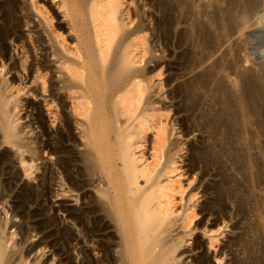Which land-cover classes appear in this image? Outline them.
Listing matches in <instances>:
<instances>
[{"label": "bare ground", "instance_id": "1", "mask_svg": "<svg viewBox=\"0 0 264 264\" xmlns=\"http://www.w3.org/2000/svg\"><path fill=\"white\" fill-rule=\"evenodd\" d=\"M48 2L62 19L56 25L45 10ZM238 2L242 0H27L20 6L18 0H0V146L8 148L0 152V264H41L45 249L59 241H77L79 264H210L208 250L215 264H222L224 255L232 253L225 251L227 245L217 251L228 222L223 216L221 223H203L207 212L215 216L216 211L203 205L198 219L197 193L185 195L194 177L181 185L184 175L202 162L203 177L212 169L221 177L218 184L206 186L202 197L213 189L212 200L222 207L223 186L237 173L242 193L255 200L264 220V64L253 72L233 52L232 62L210 63L216 46L221 49L232 35L250 29ZM254 7L259 11L262 6ZM151 38L160 41V55ZM260 41L257 50L263 54L264 36ZM171 45L189 49L172 57L184 76L202 70L207 61L210 66L190 82H176L167 94L163 68L175 67L162 60ZM244 63L250 65L247 59ZM168 76V83L182 78ZM22 96L42 101L48 128L40 108L32 119L37 133L28 123L21 125ZM168 99L174 108L167 107ZM196 133L205 134L208 143L200 149L191 145L181 170V138ZM222 159L232 171L228 176L221 173ZM18 167L36 186L20 184ZM73 193L81 201L78 210L64 204ZM58 197L61 204L49 208L53 216L45 215V203ZM55 207L78 225L79 238L67 224L58 225ZM196 232L207 239V250L193 237ZM36 235L40 239L32 243ZM238 239L242 241H229ZM243 246L241 258L231 257L232 264L262 263L261 258L247 262ZM62 260L70 264L71 259Z\"/></svg>", "mask_w": 264, "mask_h": 264}, {"label": "rangeland", "instance_id": "2", "mask_svg": "<svg viewBox=\"0 0 264 264\" xmlns=\"http://www.w3.org/2000/svg\"><path fill=\"white\" fill-rule=\"evenodd\" d=\"M250 1H252V3L250 2V4H249V6L251 7L252 6V8L251 9H254L253 11L252 10H250L251 11V13H250V11L248 10V9H250L249 8V6L248 5H246L247 6V9H246V6H244L245 5V3L243 2V0H242V2L240 3V2H238L237 4H236V6H239L240 7V9H242V8H244V9H242L243 11H245V12H247L246 14H247V19H250L251 20V17L253 18V16L254 17H256V18H253V19H255L256 21V23H254V20L252 19L250 22H251V24L252 25H254V26H252L251 24H250V22L248 21L247 22V28H250V29H246L245 28V30H243V31H245V32H242L243 33V35H242V33H235L234 34V36L236 37H234L233 35L231 36L233 39H235V41L237 42H234V40L232 39V38H230L229 39V42L227 41V44H226V41L223 43V48H222V46H221V49H219L220 47H215V52H214V56L210 59V60H212V62L210 61V63H213L215 60L217 61V59L218 60H220V61H222L223 63H227V62H232V60H233V58L232 57H234V55L238 58L239 56V58H240V65L241 66H245L246 68L248 67V69L250 68V67H252V68H250L249 70H251V71H253V72H258V70H259V67L262 65V64H264V62H262L261 61V59L263 60L264 59V56H262V55H264V53L262 54V53H258L259 51L257 50V49H259L260 48V44L263 42V41H260L261 40V35L262 36H264V20H263V18H264V14H261L263 11H264V0H260L261 2H263V3H261V2H259V0H250ZM23 2H25V3H27V0H18V4L21 6V5H23ZM242 4V5H240V4ZM258 3V4H257ZM259 3H261L262 5H260ZM45 4V3H44ZM253 4V5H252ZM257 4V5H256ZM259 5V6H258ZM254 6H256V7H261V8H258V10L259 11H256L257 10V8H256V10H255V7ZM254 7V8H253ZM246 9V10H245ZM262 9V10H261ZM45 10H46V12H47V14H48V16H50V17H52L53 18V24L54 25H56V22L58 21H61L62 19H61V17H59L58 15H57V12L55 13V9H53V7H51V6H49V2H48V4H45ZM262 11V12H261ZM254 12V13H253ZM257 12V13H256ZM258 12H261V13H258ZM249 13V14H248ZM256 13V14H255ZM259 14V15H258ZM19 16H20V14H18ZM249 15V16H248ZM252 15V16H251ZM256 15V16H255ZM258 15V16H257ZM259 16H260V18H259ZM261 16H262V18H261ZM250 17V18H249ZM258 19H259V21H258ZM260 19H262V20H260ZM257 21L260 23V24H258L257 23ZM263 21V22H262ZM261 25V26H259V28H261V29H259L258 28V25ZM255 25H257V26H255ZM251 26H252V28H251ZM255 29H254V28ZM179 28H182V27H178V29L177 30H180ZM258 29V30H257ZM176 30V31H177ZM247 30V31H246ZM261 30V31H260ZM262 30H263V32H262ZM22 32H23V34H24V38L26 37V35H27V32H26V30H25V28L23 27L22 28ZM250 32V33H249ZM64 33H66L65 31H64ZM26 34V35H25ZM244 34H246V35H244ZM238 36H240V37H238ZM244 36H245V38L246 37H248V38H244ZM242 37V38H241ZM245 39L244 40V42L245 41H247V40H250L249 41V43H248V41H247V43L245 42V43H243V40H240V39ZM254 38V39H253ZM151 39H153V38H151ZM149 40V42L151 43V45H153V47H154V49L155 50H158V52H157V55H160L161 54V50H160V48H161V45H160V41H155L156 39L154 38L153 40ZM230 40H232L233 41V43L234 44H238V46H236L235 47V45L232 43V41L230 42ZM237 40H239V41H237ZM254 40V41H253ZM70 40L68 39V42H69ZM152 41V42H151ZM251 41H253L252 43H251ZM259 41H260V44H259ZM230 43H231V45H230ZM243 45L244 44V46L242 47H240V45L241 44ZM253 43H255V44H253ZM174 44V43H173ZM225 44V45H224ZM229 44V45H228ZM248 45V47L250 46V48H248L247 47V45ZM251 44V45H250ZM228 45V47H229V49L231 50V52H228V48L226 47ZM6 46H7V49H8V51H9V54H12L13 55V52H12V50H13V47H12V45L11 44H9V42L8 43H6ZM172 46V45H171ZM169 46L168 48H165L166 49V53H165V55H164V57H165V59H163L162 60V63L165 61V62H169L170 64H171V66L172 67H175V69H172L171 70V67L169 68V67H167V68H169V69H166V67H164L163 68V76H162V81H163V85H164V93H169L168 91H171L173 88H174V86L175 85H177V84H180L181 82H185V80L187 81V82H190L192 79H193V77H195L196 76V74L198 75V74H200L201 72H202V70L204 71L207 67H209L210 66V64H209V62L207 63H205L204 64V66L202 67L203 69L201 70H196L194 73H191V74H187V75H185L184 76V70H182L183 68H181V67H177V65H175V60L173 61V56L175 57V56H177L179 53H180V51L182 52L183 50H189L188 48H186V46H183V48L181 47V48H178L177 50L175 49L174 50V47L172 46ZM232 46V47H231ZM233 46H234V48H233ZM257 46V47H256ZM225 47V48H224ZM231 47V48H230ZM248 49H247V48ZM254 47V48H253ZM173 48V49H172ZM244 48H245V50H244ZM219 49V50H218ZM227 49V50H226ZM233 49V50H232ZM235 49V50H234ZM180 50V51H179ZM222 50V51H221ZM226 50V51H225ZM239 50V51H238ZM244 50V51H243ZM247 50V51H246ZM218 51V52H217ZM227 52L226 54H225V52ZM234 51H238V56L236 55L237 53L235 52L234 53ZM243 51V52H242ZM249 51H250V54H249ZM252 51V52H251ZM216 52H217V54H216ZM224 52V53H223ZM233 52V56L231 55V53ZM241 54H240V53ZM222 53V54H221ZM230 53V54H229ZM244 53V54H243ZM246 53H247V55H246ZM226 55V56H224V55ZM249 54V55H248ZM262 54V55H261ZM221 55H223L222 57H221ZM231 55V56H230ZM243 56V57H242ZM251 56V60L249 59V57ZM223 58V59H221V58ZM244 57H246V58H244ZM248 57V58H247ZM255 59H254V58ZM239 58H238V60H239ZM241 58H243V59H241ZM230 59V60H229ZM248 60V61H250V65L248 64V63H244V61L245 60ZM253 59H254V62H253ZM258 59V60H257ZM260 59V60H259ZM214 60V61H213ZM224 60V61H223ZM226 60V61H225ZM256 61H258L257 62V64L255 65L254 63H256ZM260 61V62H259ZM164 62V63H165ZM243 62V63H242ZM167 63H165V64H167ZM254 64V65H252V64ZM261 63V64H260ZM164 64V65H165ZM209 64V65H208ZM245 64H247V66L245 65ZM258 64H260L259 65V67L257 66ZM174 65V66H173ZM244 67V68H245ZM253 67H254V69H255V71L253 70ZM256 69H258V70H256ZM175 70V71H174ZM170 71V72H169ZM179 74V75H182V78H180L179 79V81L177 80V81H171V83H168V82H170V81H168L167 82V78H169V76L168 75H170V73H171V75H173V74ZM184 73V74H183ZM9 77H11V75H9ZM16 79V78H15ZM176 82H178L177 84H175ZM19 83L18 82V80L16 79V82H15V85H17V84ZM175 84V85H174ZM182 84V83H181ZM167 91V92H166ZM27 97V96H26ZM25 96H22V100H23V107H21V108H23L22 109V111L20 112V117L22 118V121H21V125H23V124H29V125H31L32 126V128L34 129V132H38L39 131V126H38V128H37V124H35V122L36 121H34V120H32V119H34V115H36V109L37 108H40L41 110H42V113H43V115H44V121H45V125H46V127L48 128L49 127V118L47 117V114L45 113L46 111H45V108H44V104L42 103V101H39V102H37V101H35L34 99H32V98H26ZM27 99V100H26ZM177 102V101H176ZM173 105V103H171V101L168 99L167 101H166V105H167V107H172V108H174L172 105ZM30 105V106H29ZM34 110V111H33ZM26 114V115H25ZM172 114V113H171ZM27 115L29 116V117H31V116H33L32 118H28L27 119ZM31 115V116H30ZM26 118V119H25ZM30 119V120H29ZM34 126V127H33ZM36 127V128H35ZM36 130V131H35ZM190 137V138H189ZM189 137L187 138V137H183V138H181V142H184L185 143V145H184V151L181 153V160H183V163H178V164H180V166L182 167V169L181 170H184L185 168H186V166H187V164H188V160H189V156H190V147H191V145H195L196 146V148H201V147H203L204 145H206L205 144V142L206 143H208V139L206 138V135L204 134V135H201L200 133H196L195 134V138H193L194 137V135L192 136H190L189 135ZM193 138V139H192ZM197 138V139H196ZM204 144V145H203ZM4 149L5 150H8V148L7 147H4V146H0V152H4ZM190 150V151H189ZM1 154V153H0ZM224 161H225V159H222V165L223 166H225V167H221V171H225V172H221V173H223V175H225V174H227V175H225V176H228V175H230L231 173H232V171L230 170V166L228 165L229 163H227V161H226V163H224ZM39 162H36L35 164H38ZM202 164H203V167H202ZM202 164L200 165H198L197 166V169L193 172V173H187L186 175H184V177L182 178V184L181 185H184L185 187H186V185H187V179L189 178L190 180H191V178L192 177H194V181L191 183V185H190V187L185 191V195L187 194V193H189V191L190 190H192V191H194V193H197V196H196V199H198L197 200V209H196V213L197 214H199V209H201V207L203 206V205H206V206H208V208L209 209H212L211 211L212 212H215L216 211V215L215 216H212V215H210L209 216V212H207L206 214H205V219H203V223H206L207 222V220L208 221H210V222H215V219L216 220H218V223H221V218L224 216L225 217V220L228 222L227 224V226L228 227H226L224 230H223V235L222 236H219L218 238V247H217V251L219 250V248H221V247H223V246H226L227 245V247L228 248H226V250L225 251H227V249H229L230 250V252H232L231 254H229V253H226V255H224V261H223V263L222 264H232V262H233V259L232 258H241V254L242 253H240L241 251V247H242V245H244L243 246V248H244V257H245V260L247 261V262H249V261H251V259H257V258H261V264H264V255H263V253H264V238L261 236L262 234L264 235V230H263V232L261 231L262 229H264V227L262 228V226L264 225V220H261V219H259L260 217H258V215H259V209H257L258 207H256L257 205V203L255 202V204H254V201H253V199L252 198H250L249 199V197L248 196H246V195H244L243 193H242V187L239 185V184H241L240 182L238 183V181H241V177H240V175L239 174H237V173H232V176L235 174V176L237 177H235V176H233V183L232 182H230L231 180H229V181H227L226 182V184H225V186H223V192H224V198H223V203H222V207L218 204H216V203H214L213 202V198H214V196H215V194H214V191H213V189H211V190H209L208 192H206L207 194H206V197H202V195L204 194V192H205V188H206V186L207 187H212L213 185H215V184H218L220 181V176L219 175H217L216 174V171L215 170H211L210 172H209V175H207V176H205V177H203L202 176V172H203V170H204V163L202 162ZM225 164H227V165H225ZM201 166V167H200ZM20 169H19V167H18V171H19ZM214 172V173H213ZM231 172V173H230ZM19 173H20V175H19V179H21V181H20V184L23 182V183H26V187H34V186H36V182H34V181H32V180H26V179H24V177H23V175H22V172L21 171H19ZM229 173V174H228ZM38 174V173H37ZM190 174V175H189ZM235 178V179H234ZM239 179V180H238ZM32 181V182H31ZM231 184H230V183ZM236 182V183H235ZM31 184V185H30ZM236 184H238V185H236ZM235 186V187H232V186ZM230 186V187H229ZM239 186V187H238ZM236 187H238V188H240L241 187V190L240 189H237ZM236 188V189H235ZM53 189H57V187H53ZM196 189V190H195ZM225 189V190H224ZM227 189V190H226ZM232 189H234L235 190V192L232 194V192L234 191V190H232ZM15 191H16V189H15ZM232 191V192H231ZM237 191V192H236ZM225 192H227V194H225ZM229 192V193H228ZM231 192V193H230ZM238 192L240 193V194H238ZM237 193V194H236ZM6 195H5V200H10V198H8V197H6V196H8L7 195V193H5ZM13 194H14V192H13ZM13 194H11V195H13ZM239 195H241V196H239V198H238V196ZM73 196V197H72ZM72 196L70 197V198H68V199H66L65 200V202H64V204H66V206L69 208V209H71V210H78V208L80 207V204H81V201H80V199H79V196H78V201H76V199L74 200V198H76L77 197V194L76 193H73L72 194ZM236 196V197H235ZM243 196V197H242ZM245 196V197H244ZM260 196V195H259ZM242 197V198H241ZM246 197H248V198H246ZM7 198V199H6ZM57 199H59V200H57ZM57 199H52L51 201H52V203H51V201H49L48 202V204H46L45 203V211H44V214L45 215H47V216H53V211H52V213H51V211L49 210V208L50 207H52V206H58L59 204H61L60 202H61V200H60V197H58ZM247 199H249L248 201H247ZM7 200V201H8ZM57 200V201H56ZM239 200V201H238ZM241 200V201H240ZM245 200V201H244ZM249 202V203H247V202ZM53 202L55 203V202H57V203H55V204H57V205H53ZM225 203V204H224ZM238 203V204H237ZM253 205H252V204ZM48 205V206H47ZM50 205V206H49ZM254 205H256V206H254ZM8 206V205H7ZM242 206H244V207H242ZM251 206V207H250ZM236 207H237V209H236ZM241 207V208H240ZM256 207V208H255ZM262 208V207H261ZM261 208H260V210H261ZM55 209V212L57 211L56 210V207L54 208ZM238 209H240V212H238L239 210ZM254 209V210H253ZM257 209V210H256ZM242 210V211H241ZM246 210V211H245ZM221 211V212H220ZM225 211V212H224ZM252 211V212H251ZM257 211H258V214H257ZM49 212V213H48ZM247 212V213H246ZM77 213H78V211H77ZM219 214V216H217ZM200 214L198 215V219H200ZM64 217H65V215H64ZM63 217V213L62 212H56V214L54 213V218H56V220L59 222L58 223V225L60 224V227H62L63 225L64 226H66V224H67V226H68V228H70V230H71V232L72 233H74L75 235H76V237L77 236H79V227H77L78 225H75L72 221H71V219L70 220H66V219H69V218H64ZM220 219H219V218ZM249 218V219H248ZM251 218V219H250ZM259 219V220H258ZM17 220V221H16ZM64 220V221H63ZM12 221H16V223L17 222H19V219H13ZM72 222V223H71ZM255 222V223H254ZM258 222V223H257ZM260 222H262V224H260ZM252 223H253V225H252ZM261 225V226H260ZM66 226V227H67ZM256 226H257V228H256ZM235 228V229H234ZM253 228V229H252ZM255 228V229H254ZM261 228V229H260ZM214 229H216V228H214ZM233 229H234V231H233ZM258 229H259V231H258ZM257 231V232H256ZM260 233V234H259ZM262 233V234H261ZM78 234V235H77ZM37 236V237H36ZM35 237H33V238H31V240L30 241H32V243H34V242H37V240L38 239H40V235H36ZM224 236V237H223ZM260 236V237H259ZM193 237H196L197 238V240L198 239H200V241L203 243V245H204V248L206 249V248H208V241H207V239H202L201 238V235H199V233H195L194 235H193ZM235 237H238V238H240V239H242V241L240 240V242H239V239H238V242H236V243H234V244H231L230 243V239L232 240V238H235ZM77 238H79V237H77ZM256 238V239H255ZM258 238V239H257ZM260 238V239H259ZM263 238V239H262ZM259 240V241H258ZM76 241V240H75ZM199 241V240H198ZM244 241V242H243ZM255 241V242H254ZM260 241H261V243H260ZM60 242V243H59ZM59 242H57L56 244L57 245H55L54 247H50V248H47V249H45V251H44V257L42 258V257H40L39 259H40V263L41 264H44V263H46V264H49V263H53V264H65V262L62 260V257L64 258L65 256H67L68 255V257H70V264H79V261H80V259H79V254H78V252H79V247H77V245L78 244H76L75 245V243L77 242H69V243H67V244H62L63 242L62 241H59ZM243 242V243H242ZM73 243V244H72ZM189 243H190V247H192L193 246V239H191V240H189ZM230 243V244H229ZM263 243V244H262ZM257 244H258V246H257ZM60 247H59V246ZM64 245V246H63ZM67 245V246H66ZM69 245V246H68ZM241 245V247H239ZM65 246H66V248H65ZM77 247V249H76V247ZM260 246L262 247V248H260ZM260 248V249H259ZM56 249V250H55ZM252 251H251V250ZM263 249V252L261 251ZM65 250H66V252H65ZM207 250V249H206ZM260 250V251H259ZM53 251V252H52ZM225 251H221V253H223V252H225ZM58 252H59V254H58ZM246 252V253H245ZM256 252V253H255ZM40 253V252H39ZM38 253V254H39ZM52 253V254H51ZM61 253V254H60ZM66 253V254H65ZM227 254H229V255H227ZM260 254L262 255V256H260ZM56 255V256H55ZM58 255H60V256H58ZM63 255V256H62ZM65 255V256H64ZM233 255V256H232ZM208 256L210 257V264H215V261H214V258H213V253H212V251L211 250H208ZM222 256V255H221ZM232 257V258H231ZM263 257V258H262ZM55 258V259H54ZM59 258V259H58ZM50 259H53L54 261H52V260H50ZM52 261V262H51ZM59 261V262H58ZM71 261H72V263H71ZM63 262V263H62ZM75 262V263H74Z\"/></svg>", "mask_w": 264, "mask_h": 264}]
</instances>
